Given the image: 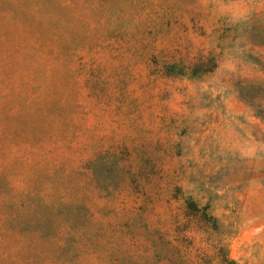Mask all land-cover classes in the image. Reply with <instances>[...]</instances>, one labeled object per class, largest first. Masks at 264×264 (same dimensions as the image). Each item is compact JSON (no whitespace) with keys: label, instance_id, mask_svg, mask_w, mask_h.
<instances>
[{"label":"rangeland","instance_id":"374dc122","mask_svg":"<svg viewBox=\"0 0 264 264\" xmlns=\"http://www.w3.org/2000/svg\"><path fill=\"white\" fill-rule=\"evenodd\" d=\"M0 264H264V0H0Z\"/></svg>","mask_w":264,"mask_h":264}]
</instances>
